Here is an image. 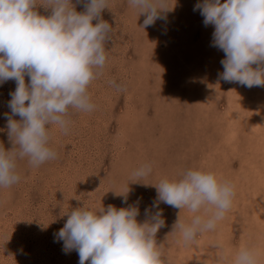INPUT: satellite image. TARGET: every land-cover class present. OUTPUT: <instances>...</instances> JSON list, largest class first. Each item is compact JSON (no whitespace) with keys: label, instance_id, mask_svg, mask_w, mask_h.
Returning a JSON list of instances; mask_svg holds the SVG:
<instances>
[{"label":"rangeland","instance_id":"374dc122","mask_svg":"<svg viewBox=\"0 0 264 264\" xmlns=\"http://www.w3.org/2000/svg\"><path fill=\"white\" fill-rule=\"evenodd\" d=\"M197 2L167 0L173 8L165 18L141 28L145 17L128 0H108L101 12L111 26L107 59L88 86L94 109L70 108L68 132L55 126L50 131L56 158L38 167L27 157L18 159L20 180L0 188V264H78V253H65L63 242L54 240L67 219L63 214L73 208L119 209L139 198L137 221L143 222L155 187L130 182L127 202L120 194L132 171L145 163L152 171L142 183L154 185L163 176L198 168L229 182L234 193L215 227L188 243L171 230L178 218L188 223L194 214L161 202L165 226L156 241L163 264H233L242 247L264 264V87L220 78L224 53L212 46L213 26L203 24L199 9L193 11ZM72 3L84 11L83 3ZM15 87L14 80L0 84L5 150L13 147L5 113L11 115L9 93ZM212 211L205 206L199 214Z\"/></svg>","mask_w":264,"mask_h":264},{"label":"clouds","instance_id":"9594fccd","mask_svg":"<svg viewBox=\"0 0 264 264\" xmlns=\"http://www.w3.org/2000/svg\"><path fill=\"white\" fill-rule=\"evenodd\" d=\"M77 3H83L84 11H76L72 0H0V84L8 80L16 84L9 93L11 115L5 113L13 147L5 150L0 144V188L20 180L18 159L27 157L31 166L38 167L56 158L50 131L55 126L68 132L70 108L90 112L95 107L88 86L101 74L107 59L111 26L101 19V12L108 8V0ZM128 3L144 15L141 28L164 19L163 13L173 8L167 0ZM38 6L50 11L42 15ZM197 9L203 24L214 28L212 46L224 53L220 78L248 88L264 87V0H198L193 11ZM151 171L149 163L134 169L120 194L127 202L130 182L155 187L156 198L151 208H145L143 222L137 221L139 198L119 209L77 207L63 214L67 219L54 233V240L63 242L65 253L75 250L78 264H163L156 241L157 232L165 226L161 202L194 214L190 222L178 218L172 226L171 232L185 243L213 229L231 205L232 185L210 171L188 168L176 178L163 176L157 184L142 183ZM205 206L214 210L211 215L199 214ZM233 264H258V254L242 247Z\"/></svg>","mask_w":264,"mask_h":264},{"label":"bare ground","instance_id":"6f19581e","mask_svg":"<svg viewBox=\"0 0 264 264\" xmlns=\"http://www.w3.org/2000/svg\"><path fill=\"white\" fill-rule=\"evenodd\" d=\"M235 96V95H234ZM206 242H208V241H206ZM210 242V241H209ZM211 245V244H210ZM207 246V245H206ZM212 247V246H211ZM211 250V249H210ZM209 259V258H208ZM184 262V261H183Z\"/></svg>","mask_w":264,"mask_h":264}]
</instances>
